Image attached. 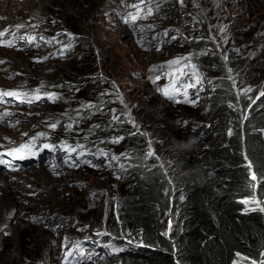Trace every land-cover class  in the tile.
Listing matches in <instances>:
<instances>
[{"label":"rangeland","instance_id":"1","mask_svg":"<svg viewBox=\"0 0 264 264\" xmlns=\"http://www.w3.org/2000/svg\"><path fill=\"white\" fill-rule=\"evenodd\" d=\"M113 2L118 11L112 7L115 18L103 42L91 35L90 18L49 14L19 23L12 16L34 13L35 3L0 0V32L7 30L0 36V89L43 97L31 104L4 97L10 103H0V115H9L0 123V155L29 144L0 165L13 205L9 233L0 232V264H64L76 242L92 257L84 264H124L147 245L126 214L134 197L126 172L137 157L123 150L124 138L138 136L143 163L159 165L168 185L182 186L189 165L221 166L216 154L231 126L228 113L242 111L225 103V94L264 110V0H103L102 6ZM134 4L153 12L130 26L123 18L136 11ZM105 7L93 20L107 16ZM29 36L35 37L31 44ZM174 60L180 63L170 64ZM189 83L195 86L184 87ZM176 88L180 103L164 94ZM32 117L34 122L25 120ZM16 121L21 123L13 129ZM65 148L76 149V166L65 162ZM148 151L155 155L145 159ZM80 152L86 155L76 160ZM43 175L60 184L43 187ZM253 201L247 204L256 208ZM170 226L166 213L155 230L165 235ZM234 264L258 263L237 258Z\"/></svg>","mask_w":264,"mask_h":264},{"label":"trees","instance_id":"2","mask_svg":"<svg viewBox=\"0 0 264 264\" xmlns=\"http://www.w3.org/2000/svg\"><path fill=\"white\" fill-rule=\"evenodd\" d=\"M222 100L242 111L228 113L231 126L216 154L221 166L189 165L182 186L168 185L159 165L143 163L138 136L124 138L123 150L137 157L126 172L134 188L126 214L147 244L124 264L264 262V110L230 93ZM166 213L171 226L159 235L155 226Z\"/></svg>","mask_w":264,"mask_h":264},{"label":"bare ground","instance_id":"3","mask_svg":"<svg viewBox=\"0 0 264 264\" xmlns=\"http://www.w3.org/2000/svg\"><path fill=\"white\" fill-rule=\"evenodd\" d=\"M29 2L35 3V5L33 6V9L30 10V12L33 11L34 13H28L26 16H19V15L12 16V17H14L13 19L16 22L20 23V21H18V19L19 20L21 19L22 20L21 23H27V20H31V21H34L36 23V22H39L41 20H44L47 17V15H49V14L56 15L58 17V19H62L63 16L64 17L74 16L78 19L90 18V19H92V23H91V25L88 26V29H89L91 35L94 38H96V41L98 39L99 40L103 39V42L106 40L104 35H107V32H105V29L108 25L110 26V21L113 18H115L112 11L114 9L117 10V8H118V5H116L114 2H113V4H109V3L106 4L105 3L106 7L102 6L103 0H29ZM103 7H105V9L108 7V9H109L107 16L101 17L98 21L93 20V17H94V14L96 13V11H98L100 8H103ZM112 7H114V9H112ZM115 16H118V15H115ZM95 31H98L99 34L94 33ZM14 36H16V35H14ZM98 42H100V41H98ZM35 53L32 54V55H34V57L36 56ZM57 68H59V67H57ZM22 72H24V71H22ZM34 75H36V74H34ZM2 91L3 90L0 89V92H2ZM8 98H10V97H8ZM30 119H32L31 121L34 122L33 117L28 118V119L26 118L25 120L30 121ZM5 121H7V120H5ZM6 134L8 135V133H6ZM6 141H7V139L3 140V143H6ZM21 143H23V142H20L18 145H20ZM19 166H22V164H20ZM25 173H28V172L25 171L22 174H25ZM27 175H29V174H27ZM47 176L48 175H43L42 179L39 180L40 184L43 185V187H45V188L52 186V185H56L57 183L60 182L58 179H52V178H49ZM27 178L28 177H26V179ZM2 182H4V179H3V181L0 180V232H5L8 234L9 233L8 230H10V227L8 226V223H9L8 220L10 218L9 214L11 212V206H13V205H11V201L9 198V194L11 191H10L8 185L4 186L2 184ZM24 183H25V181H24ZM34 183H37V180H35ZM7 242L8 241H5V243L3 245L4 247H9Z\"/></svg>","mask_w":264,"mask_h":264},{"label":"snow or ice","instance_id":"4","mask_svg":"<svg viewBox=\"0 0 264 264\" xmlns=\"http://www.w3.org/2000/svg\"><path fill=\"white\" fill-rule=\"evenodd\" d=\"M145 2H146V0H139V4H144ZM181 2H182V0H181ZM122 4H123V0H122ZM139 4L131 5L130 7L135 8L136 11L135 12H130L127 17L123 18L124 22L129 24L130 26H134L135 22L138 19H145L148 15H152L153 10L150 7L147 8V10L145 11L144 9L140 8ZM124 6L127 7L128 5H124ZM142 12L144 13V15H141ZM17 27L19 28V27H23V26L22 25H18ZM6 31L7 30H5V32ZM139 31L143 32L144 29L140 28ZM5 32H0V36H3L5 34ZM19 39L23 40V39H25V37L21 36V37H19ZM172 39H176V37H172ZM27 40L31 44V43H33L35 41V37L29 36V37H27ZM7 46L8 47H14L15 46V41L14 40L13 41H8L7 42ZM48 58L49 57H46L45 59H48ZM225 59H227V58H225ZM0 63H2V61H0ZM179 63H180L179 60H174V61L170 62V64H179ZM185 67H188V66L185 65ZM179 71L181 72V74L187 75V73L183 72L182 69H180ZM228 71H229V74H230L229 75V79H232L231 69L229 68ZM192 75H197V73L195 71H193ZM157 79H159V77H157ZM196 83H201V81L199 79H197ZM194 86H195L194 84L189 83V84L185 85L184 87H194ZM35 93H39V88L35 90ZM164 94L166 96H169V98L174 100L176 103H180L181 102L177 98L178 95H179V88H176L171 94L168 91H165ZM44 95H46L51 100H55L56 99L54 94H44ZM261 95H264V93H261ZM4 97L17 98V99H20L22 103H29V104H31V103H33L35 101H39V100H41L43 98L39 94L21 93V92H17V91H2V92H0V103H5V104L10 103V101L4 100ZM184 99L185 100L188 99L187 95L184 96ZM7 116H8L7 112H5L2 115H0V123H3ZM20 123H21L20 121H16L15 123L11 124L10 126L13 129H15L16 126L19 125ZM56 126L57 125L55 123L50 125V127L53 128V129H55ZM68 127L71 128V125H69ZM25 135H27V134H25ZM43 136H44V134L40 133L37 136L30 137L29 139L31 141H35V140L38 139V137H43ZM28 147H29V144L26 141L24 143H21L17 147L13 148L10 151V153L0 155V164L10 163L9 161H7L5 159V155H13V157H14L15 153L21 152L22 150H24V149H26ZM52 147L53 146H51L49 144H44L43 145L44 149H49V148H52ZM64 150L66 152H68V156L66 157V161L65 162L67 163L69 161H72L71 153L75 152L76 149L72 148L71 150H69V149L65 148ZM85 155H86L85 152H80L79 155L76 157V160H79L81 157H83ZM154 155L155 154L152 151H148L146 156H145V159H147L149 157H153ZM112 159L115 160L117 158L116 157H112ZM89 163H90V161H89ZM70 166H76L75 165V161H72ZM10 167H11L12 170H15V166L14 165L10 164ZM122 167H123V165H122ZM253 179H257V177L255 175H253ZM253 202L254 203H259L258 201H253ZM259 210L261 212H264V204H262L260 206ZM82 257L84 258V260L81 259ZM91 258H92L91 255H86L85 254L84 245L82 243H80V242H76L75 244H73L72 249L66 252L64 264H84V261L91 260ZM258 264H264V262H258Z\"/></svg>","mask_w":264,"mask_h":264},{"label":"clouds","instance_id":"5","mask_svg":"<svg viewBox=\"0 0 264 264\" xmlns=\"http://www.w3.org/2000/svg\"><path fill=\"white\" fill-rule=\"evenodd\" d=\"M177 123H180L179 121ZM192 143H195V141L193 140Z\"/></svg>","mask_w":264,"mask_h":264}]
</instances>
